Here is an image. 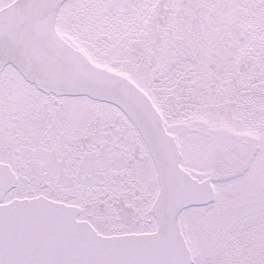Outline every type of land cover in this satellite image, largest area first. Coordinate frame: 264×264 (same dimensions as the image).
Wrapping results in <instances>:
<instances>
[{
    "label": "snow or ice",
    "instance_id": "1",
    "mask_svg": "<svg viewBox=\"0 0 264 264\" xmlns=\"http://www.w3.org/2000/svg\"><path fill=\"white\" fill-rule=\"evenodd\" d=\"M0 264H264V0H0Z\"/></svg>",
    "mask_w": 264,
    "mask_h": 264
}]
</instances>
